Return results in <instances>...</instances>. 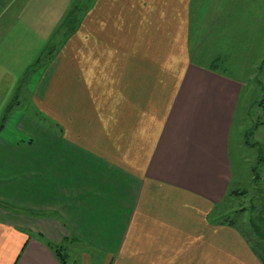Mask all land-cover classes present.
I'll list each match as a JSON object with an SVG mask.
<instances>
[{
	"label": "crops",
	"instance_id": "crops-1",
	"mask_svg": "<svg viewBox=\"0 0 264 264\" xmlns=\"http://www.w3.org/2000/svg\"><path fill=\"white\" fill-rule=\"evenodd\" d=\"M50 3L0 0V116L57 45L28 92L41 122L0 139V264H264V237L214 214L264 0H85L69 31L75 6Z\"/></svg>",
	"mask_w": 264,
	"mask_h": 264
},
{
	"label": "rangeland",
	"instance_id": "rangeland-1",
	"mask_svg": "<svg viewBox=\"0 0 264 264\" xmlns=\"http://www.w3.org/2000/svg\"><path fill=\"white\" fill-rule=\"evenodd\" d=\"M50 1L51 3L47 5L59 6L60 0ZM69 1L75 6L73 12L76 20L77 13H79L77 11L84 9L85 0H67L68 4ZM61 37L59 35L57 40ZM56 48V41L47 45L43 56L39 57V61L29 68L23 77L21 91L11 102L13 110L6 114V111H3L4 114L0 116V127H2L0 139L26 141L16 131L19 118L26 113L33 118L40 119L28 100V94L33 91L39 80L42 65L53 55ZM233 78L244 84L229 141V154L233 169L231 197L234 199H227L215 209L214 214L222 220L234 223L244 232L250 230L254 233L253 241L258 243L261 241L260 235L264 237V72L247 78ZM248 235L252 234L248 233ZM260 244L262 246L259 247L257 244V248L264 259V241ZM60 254L66 264H72L69 252L65 250Z\"/></svg>",
	"mask_w": 264,
	"mask_h": 264
},
{
	"label": "trees",
	"instance_id": "trees-1",
	"mask_svg": "<svg viewBox=\"0 0 264 264\" xmlns=\"http://www.w3.org/2000/svg\"><path fill=\"white\" fill-rule=\"evenodd\" d=\"M67 20L65 21L64 25H63V28L67 29L68 28V31L71 30L69 29V26L75 21V16H74V12H71L69 13V15L67 16L66 18ZM77 19V18H76ZM11 109H12V106L10 105L9 108H7L6 113H9L11 112ZM2 127H0L1 129ZM231 223V222H230ZM232 224V223H231ZM234 225V223H233Z\"/></svg>",
	"mask_w": 264,
	"mask_h": 264
}]
</instances>
